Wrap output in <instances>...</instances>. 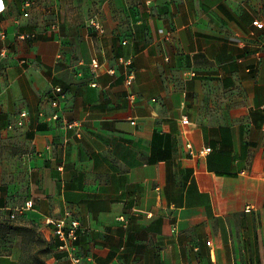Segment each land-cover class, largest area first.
Returning a JSON list of instances; mask_svg holds the SVG:
<instances>
[{
    "label": "crops",
    "instance_id": "0c3cea01",
    "mask_svg": "<svg viewBox=\"0 0 264 264\" xmlns=\"http://www.w3.org/2000/svg\"><path fill=\"white\" fill-rule=\"evenodd\" d=\"M4 1L0 264H264V0Z\"/></svg>",
    "mask_w": 264,
    "mask_h": 264
},
{
    "label": "built area",
    "instance_id": "2783aa9c",
    "mask_svg": "<svg viewBox=\"0 0 264 264\" xmlns=\"http://www.w3.org/2000/svg\"><path fill=\"white\" fill-rule=\"evenodd\" d=\"M34 3V0H23V8L27 9L29 7H31ZM7 6L4 0H0V13H3L4 11H6ZM90 23L98 30V31H103V27L102 24L100 23V21L94 17L90 20ZM253 24L255 26H257L258 28H263L264 27V23L259 21V20H254ZM55 29H58L57 27H55ZM161 32L163 31L162 29L160 30ZM6 36V32L4 31L3 28H1L0 26V37H4ZM36 36L35 32H28V33H22L20 35V38L22 39H28V38H33ZM124 43H126V41H124ZM7 54V49H5V51H2L0 54V63L3 59L4 56H6ZM124 63L129 64V60H123L121 59ZM111 72H114V70H111ZM133 74H129L127 76L126 79V83L128 85H131L133 82ZM56 92L59 93V96H63L64 95V91L62 89V87L58 86L55 87ZM52 104L54 106H58L59 104V100L57 98H55L52 101ZM22 115H25V113H22ZM54 118L56 119H60L61 118V114L59 111H56L53 115ZM64 125H66L69 128H72L75 132V134L77 136H81L82 135V128H81V123H79V121H70L67 119H63ZM183 123H189V120L187 119V117H184L182 119ZM20 123L22 124V122L20 121ZM132 123H135L134 121ZM207 150H210V148H207ZM33 202L27 201L25 204L26 208H30L32 207ZM70 213H67L64 217H60L58 219H53L51 220V224H53L54 226V230H55V234L56 236L59 238L60 240V244H59V249L62 250L63 252H66L68 254V256L72 259V263L73 264H80L81 259L77 256L76 254V248H75V241L78 238V229L80 227V224L77 220L74 219H69ZM12 217H15V215H12ZM174 231V230H173Z\"/></svg>",
    "mask_w": 264,
    "mask_h": 264
},
{
    "label": "rangeland",
    "instance_id": "374dc122",
    "mask_svg": "<svg viewBox=\"0 0 264 264\" xmlns=\"http://www.w3.org/2000/svg\"><path fill=\"white\" fill-rule=\"evenodd\" d=\"M63 1V21L75 17L79 21L87 23L90 20V17L92 15V10L87 11L86 7L90 6V0H61ZM96 4V3H95ZM65 22V21H64ZM61 27L58 31V36L62 38L63 43L66 41L64 35H65V27L62 24V19L60 20ZM65 28V29H64ZM74 29H71V32L73 33ZM74 39H77L76 37L80 36V31H74L73 33ZM64 37V38H63ZM64 46V44H63ZM64 47L62 48V53L64 54ZM30 259L35 258L37 264H50V262L45 258L47 255V252L45 249L43 251H35L30 252Z\"/></svg>",
    "mask_w": 264,
    "mask_h": 264
}]
</instances>
